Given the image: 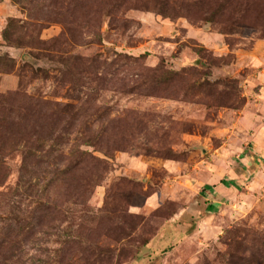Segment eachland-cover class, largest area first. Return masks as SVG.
Returning a JSON list of instances; mask_svg holds the SVG:
<instances>
[{"label": "rangeland", "instance_id": "obj_1", "mask_svg": "<svg viewBox=\"0 0 264 264\" xmlns=\"http://www.w3.org/2000/svg\"><path fill=\"white\" fill-rule=\"evenodd\" d=\"M0 264H264V0H0Z\"/></svg>", "mask_w": 264, "mask_h": 264}, {"label": "trees", "instance_id": "obj_2", "mask_svg": "<svg viewBox=\"0 0 264 264\" xmlns=\"http://www.w3.org/2000/svg\"><path fill=\"white\" fill-rule=\"evenodd\" d=\"M193 5L195 4V5H197V6H199L200 5V3H199V1L198 2H194V3H192ZM28 195V194H27ZM26 195V196H27ZM37 200H39V202H41L43 205H46V204H48V203H50L48 200L49 199H47V198H45V197H40V196H37Z\"/></svg>", "mask_w": 264, "mask_h": 264}]
</instances>
